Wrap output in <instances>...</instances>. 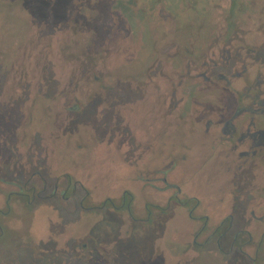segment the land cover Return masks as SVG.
Segmentation results:
<instances>
[{"label": "flooded vegetation", "instance_id": "obj_1", "mask_svg": "<svg viewBox=\"0 0 264 264\" xmlns=\"http://www.w3.org/2000/svg\"><path fill=\"white\" fill-rule=\"evenodd\" d=\"M46 39L39 36L36 47ZM34 46L32 39L25 49H20L10 69L11 75L0 82L1 89H10L8 97H0V148L11 153L10 164L14 168L16 166L17 172L22 175V178L7 181L16 191L7 194L3 202L6 209H0V238L7 230L16 231L15 227L4 225L11 215L21 212L30 218L29 224L19 227L17 231L20 233L13 237L10 246L0 245V264H100L103 261V264H145L141 255L127 261V256L120 251V242L124 239L128 244L139 247L136 233H146L143 230L134 231L132 227L135 226L130 223L151 222L150 227L138 228L155 230V221L162 220V215L169 214L174 207L182 216L175 218V224L169 227L175 234L172 237V255L159 257L164 250L152 252L153 262L150 264H264V184L252 171L254 159L264 150V99L260 94L246 103L250 108H238L222 127L218 119L211 116L202 119L200 129L195 128L194 121L201 116L203 108L194 102H187L173 80L163 82L166 90L151 102L145 100L141 103L142 106L137 108L139 113L133 118L136 127L134 137H141L137 144L142 145V150L148 147L146 153L150 156L149 160L145 157L139 161L140 164L136 162L138 170L135 171L131 168V161L119 160L127 158L131 152L130 141L125 139L131 133L130 117L125 114L131 103H116L115 97H106L103 101L100 96L105 91L110 93L114 87L100 81L97 76L93 81L95 68L87 72L85 81L81 72L74 86L62 82L58 97L43 100V121H46V135L49 134L51 144L41 150L35 149L36 134L30 126V113L35 109L34 99L21 98L19 93L39 91L41 84H45L43 81L48 74L50 55L45 46L34 58ZM259 78L256 77V87L262 85ZM45 93L47 88L43 90ZM53 113L56 117H63L54 134L50 121ZM91 113L95 115L91 125L94 130L87 127L88 123H83L81 128L72 127V121H79L80 118L82 122ZM99 126L106 131V143L99 141ZM6 127L8 132L3 135ZM83 128L88 132L90 130L93 145L90 149L83 144L75 145L74 153H82L86 169L81 178H77L67 172L69 162L65 160L62 163L61 158L67 156L66 146L68 152L74 146L67 137L76 136ZM219 129L228 137L221 138L217 143ZM200 131L202 135L196 136ZM15 132L17 138L12 140ZM191 138L197 140L196 151L190 143ZM210 138H214V142L208 145ZM169 146L171 151L168 153ZM242 147L245 150L239 152L236 161L231 160V153ZM100 149L103 153L94 156ZM194 152L201 163L187 170L186 154ZM214 153L217 156L212 160ZM224 154L226 161L220 160ZM54 155L58 157V176L50 181L39 169L49 171ZM83 163L78 166L79 169H83ZM248 165L250 177L246 175L248 169L247 173L244 170ZM35 166L39 168L37 171H34ZM0 170L7 172L9 165L4 164ZM230 172L235 176L226 178ZM1 181L4 179L0 178ZM98 186H102V198L95 193ZM52 201L59 206L58 209H50L56 217L70 211L61 207V202H72L74 209L70 211V216L75 219L69 224L63 222L62 228L66 231L61 236L44 240L36 235L33 222L39 213L37 207L51 206ZM22 206L26 209H21ZM235 207L237 213L228 212ZM138 210L146 216H139ZM109 212H125L127 219L122 229L118 226L119 230L113 228L111 231L112 242L107 238L100 239L102 235L98 233L103 222L97 221L99 216L105 217L107 223H114L111 218H106ZM240 215L241 221L237 218ZM83 216L88 217L85 222L80 218ZM72 226L79 228L73 229ZM101 249L104 251L100 252ZM249 249L253 250V254H249Z\"/></svg>", "mask_w": 264, "mask_h": 264}, {"label": "rangeland", "instance_id": "obj_2", "mask_svg": "<svg viewBox=\"0 0 264 264\" xmlns=\"http://www.w3.org/2000/svg\"><path fill=\"white\" fill-rule=\"evenodd\" d=\"M233 1L0 0V82H4L11 75L10 69L15 62L16 55L21 48L22 50L25 49L30 40L35 41L34 58H37L38 51L45 46L50 55L48 74L43 81L45 84H41L39 91L35 89L31 92L26 90L24 94L19 93V97L34 99L32 103H34L35 109L30 113L32 116L30 126L36 134L33 143L35 149L41 150L43 146L51 144L49 143V134L46 135L48 133L46 121H43V100L58 97L62 82L74 86L76 81H79L81 72L85 81L87 72L93 68H95L92 76L93 81L97 76L100 81L114 87L110 93L105 91L100 96L103 101H106V97H115L116 103L122 101H130L131 103L125 111V114H129L130 117L131 133L125 139L130 141L131 152L127 154V158L125 156L119 160L131 161L133 166L131 168L135 171L138 170L135 163L145 157L149 160L150 156L146 153L148 147L142 150V145L137 144L141 137H134L133 130L136 127L133 118L139 113L137 108L142 106L141 103L145 100L151 102L153 98L160 96L166 90L163 82L173 80L174 86L178 87L180 95L185 96L187 102H194L196 106L203 108L200 112L201 116L194 121L195 128L200 129L204 117H216L218 124L222 127L225 122L233 117L238 108L241 106L250 108L249 104L246 103H250L251 97L260 94L261 99H264V0H235L239 5L235 17L238 29L237 33L234 34L235 41L231 46H227L230 54L229 59H226L227 54L221 52L222 47L226 44L224 37L214 47L203 51V60L196 59L197 56L202 55L201 51H197L193 55V50L189 54L188 49L185 51L181 48L182 46H179V37L186 35H180V24L200 21V14L204 13L211 16L208 18L209 22L219 23L225 27L230 18L227 9L231 7ZM39 36L47 39L39 47H36ZM244 42L249 46L245 50L242 47ZM258 76H260L262 85L256 87L255 81ZM44 88H47L45 95L43 94ZM9 90V87L0 88V97H8L10 95ZM83 98L85 97L83 96ZM24 115L27 116V113ZM51 115L53 117L50 121L54 134L63 117L61 115L56 117L54 113ZM94 117L95 115L91 113L86 119L83 118L82 122L80 118L79 121L74 120L72 127L81 128L83 123H88L87 127L94 130L91 128V125L94 124ZM148 119L150 118L148 117ZM85 128L76 136L67 137V140H71L70 142L74 146L70 148L69 152V148L66 146L67 156L61 158L62 163L65 160L66 163L69 162L67 172H71L77 178H81V173L86 169H84L82 162V153H74L75 145L83 144L88 149L93 145L92 134L90 130L88 132ZM99 131V141L106 143V131L100 126ZM7 132L8 128L3 130L2 134ZM198 135H202L201 131L196 134V136ZM16 136L15 132V135H12V140H15ZM217 136L219 138L217 143L221 138L228 137L227 134L221 133V129L218 130ZM180 138L179 135L178 139ZM208 141V145H211L214 138H210ZM8 143L3 144L7 145ZM190 143L195 146L196 151L197 140L191 138ZM60 144H63L61 140ZM6 150L0 148V168L4 164L9 165L7 172L0 170V178L4 179L0 182V209H6L3 202H5L4 199L7 194L16 191V188L10 186L7 181L22 178V175L17 172L16 166L14 168L10 164L11 153L6 152ZM244 150L245 148L242 147L231 153V160L236 161L239 152ZM170 151L171 146L168 147V153ZM102 153L103 149H100L94 156ZM39 154L41 155V153ZM75 154H77L76 157ZM262 155H264V150L254 159L255 164L252 171L253 175L257 174L258 181L264 184V158L262 159ZM216 156L217 154L214 153L212 160ZM185 158H188L187 170H192L201 163L195 152L186 154ZM40 159L42 158L40 157ZM57 160L58 157L55 155L51 158L49 171L48 169L36 168L37 166H35L34 171L39 169L50 181H54L58 176L57 167L59 165ZM220 160H227L225 154ZM81 163H83V169L78 168ZM136 164L138 165V163ZM248 167L249 165L244 170L247 173L248 169L246 175L250 177ZM132 169L130 170L133 171ZM233 172L227 173L226 178H233L235 176ZM89 185L92 187L91 184ZM186 186L188 187L187 184H185ZM95 193L98 194L99 198H102L104 195L102 186H98ZM120 196L121 193L117 197ZM61 205L70 211L74 209L72 202H61ZM20 208L26 209L23 206ZM37 208L39 213L34 219L33 229L36 235L44 240L61 236L66 231L62 228L63 222L69 224L75 219L74 216H70V211L61 212L62 216L56 217L55 213L50 211V209L59 208L55 201L51 202V206L40 205ZM236 210L235 207L234 210H228V212L237 213ZM139 211L137 212L139 216H146L144 212ZM106 214V218H111L114 223H107L105 217L99 216L97 221L103 222L100 224L98 233L102 235L100 239L106 240L107 238L108 241L112 242L111 231L113 228L119 230L120 227L122 229V226L126 225L124 223L127 220L126 213L109 212ZM24 215L25 213L21 214V212L13 214L4 222L6 227H15L16 231L7 230L5 236L0 238V245L10 246L13 237L20 233L17 231L20 230L19 227L29 224L30 218ZM179 216L182 214L177 213V208L174 207L169 214L162 215V220L157 219L155 221L153 224L157 228L155 230L138 228L140 226L150 227L151 222L145 224L130 223L131 226H135V228L132 227L134 231L141 232L143 230L146 234L141 235V233L135 232L136 240L141 247L132 246L128 244L127 240L122 239L119 246L122 254L127 256L126 260L132 261L135 255H141L143 262L150 264L153 262L152 255L154 253L152 252L161 250L165 252L159 254V257L171 256L172 244L174 243L172 237L175 234L169 227L171 224H175L174 219L179 218ZM0 217L2 216L0 215ZM80 218L85 222L88 217ZM237 218L242 220L241 215ZM72 227L73 229L79 228ZM99 251L103 252L104 250ZM248 252L253 254L252 249H249ZM82 264L87 263L83 262Z\"/></svg>", "mask_w": 264, "mask_h": 264}, {"label": "trees", "instance_id": "obj_3", "mask_svg": "<svg viewBox=\"0 0 264 264\" xmlns=\"http://www.w3.org/2000/svg\"><path fill=\"white\" fill-rule=\"evenodd\" d=\"M171 1V0H168ZM239 5L237 1H233L231 7L227 9L228 14L230 15L227 24L223 27L222 24H215L208 21V18L211 16L200 14V21H196L194 23H182L180 24L179 32L181 34H186L185 36L179 37V46H182L183 50H189V54L193 50V55L197 51H201L202 55L197 56L196 59L203 60L204 54L203 51L211 49L217 44L221 38L226 39V44L222 47L223 53L227 54L226 59L230 58L229 49L227 46H231L235 41V32L237 33L238 25L236 23V13L238 11ZM226 30L225 32H223ZM243 49L249 48V46L244 42ZM205 52V51H204ZM204 64V63H203ZM205 65V64H204Z\"/></svg>", "mask_w": 264, "mask_h": 264}]
</instances>
